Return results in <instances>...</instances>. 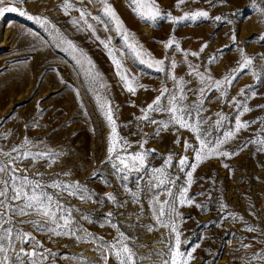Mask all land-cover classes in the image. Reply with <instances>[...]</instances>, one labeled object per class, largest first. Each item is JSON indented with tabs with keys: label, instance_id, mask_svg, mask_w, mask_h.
<instances>
[{
	"label": "rangeland",
	"instance_id": "374dc122",
	"mask_svg": "<svg viewBox=\"0 0 264 264\" xmlns=\"http://www.w3.org/2000/svg\"><path fill=\"white\" fill-rule=\"evenodd\" d=\"M40 2L26 0L24 5L17 6L28 15L47 19V27L18 13L9 12L0 17V153L17 155L12 149L20 147L25 138L31 142L27 147L33 153H58L51 161L22 159L15 166L21 175L26 172L30 178L40 179L37 174L42 173L43 181L48 184L79 183L91 194V199L85 200L79 194L46 189L58 194L65 208L71 210L78 228L77 236H84L87 231L111 242L118 236L117 230L109 226L111 219L120 231L132 238L138 255L146 257L140 264H158L155 253L166 250L167 244L160 241L169 239V230L156 224L152 215L150 200L153 191L147 190V182L153 179L151 169L164 167V161L171 154L172 166L166 171L174 179L179 177L173 188L176 192L187 180L179 171L180 157L187 155L189 163L194 162V153L184 150V141L188 140L195 147L199 145L194 134L186 129L170 125L157 135L158 125L137 118L142 115L141 109L159 94V89L165 86L174 88L172 75L187 82L184 85L187 100L183 103L194 106L199 93L190 90L202 85L198 77L189 76L188 63H191L198 66L199 72L210 73L213 79H222L229 74L236 76L226 87V96L222 97L214 86L205 93L202 115L207 118V123L203 127L212 131V139L222 138L225 131L234 128L238 109L232 98L247 103L251 111L244 113L241 120L249 121L251 125L224 147L236 152L249 140L264 139V107H260L264 105V40H261L264 36V14L261 11L264 0H185L179 6L178 0H156L161 16L155 22L137 15L130 0H107L127 30L129 42L142 45L145 59H149L148 54L152 59H164L165 71L149 68L133 56L126 48L123 36L116 32L115 22L103 12L99 0H50V6L43 12L35 8ZM66 5H71L67 11ZM86 8L91 29L80 19V10ZM197 10L207 11L209 17L175 23L169 19V15L180 18ZM58 12L66 17L55 18L53 15ZM216 16L221 20H215ZM75 18L83 26L77 31L85 33L90 40L91 46L87 49L73 42L71 29ZM233 34L235 42L231 38ZM54 35L71 40L77 46L84 54L82 64H77L66 45L58 46ZM173 38L183 51L189 53L187 57L183 52L164 47ZM109 39V47L105 48L100 41ZM204 44L207 47L198 57L190 55L199 52ZM109 49L121 60L129 78L135 77L134 84L144 86L137 87L135 95L126 90L116 74ZM241 49L253 59V65L243 71L239 70L238 63ZM79 52L75 55L79 56ZM213 56L215 60L209 64ZM173 59L177 65L175 69H171ZM87 60H91L94 67H89ZM233 69H236L235 73ZM89 73L99 74L95 82ZM203 86L208 87L207 84ZM241 89H245L246 100L240 95ZM98 95L101 102L105 99L110 102L119 136L129 142L127 151H148L146 169L132 173L127 181L121 180L108 162L110 128L99 109ZM218 112L228 119L217 128ZM150 116L157 121L169 118L167 113L158 112L150 113ZM209 125L213 127L209 128ZM178 138L180 143L176 144L174 141ZM144 141L147 143L141 149L140 144ZM261 149L264 145L249 143L238 155L231 158L213 156L196 168L188 192L194 203L180 206L177 201L178 211L183 216V220H177V223L181 238L186 241L182 250L190 251L199 245L191 264H248L247 258L253 252L264 250V150ZM7 159L0 154V161ZM224 164L229 167L225 168ZM189 170L186 168L185 172ZM132 192L140 196L139 204L133 202ZM108 193L115 195L123 207H116L109 201ZM167 198V192L162 191L160 199ZM221 204L226 207L221 208ZM108 212L113 213L111 218L106 216ZM232 215L237 218L232 219ZM84 216L88 219H83ZM33 218L13 219L28 221ZM149 225L154 230L149 231ZM16 227L31 232L36 241L43 244L38 251L50 249L56 254L55 257L48 256L44 264H80L81 259L91 264H103L95 250V241L78 240L75 236H51L29 223H17ZM247 227L256 231L249 232ZM243 244L252 247L245 249ZM24 247L32 250L28 244ZM108 264H116L115 258L110 256ZM252 264H264V261H253Z\"/></svg>",
	"mask_w": 264,
	"mask_h": 264
},
{
	"label": "snow or ice",
	"instance_id": "6c2138e0",
	"mask_svg": "<svg viewBox=\"0 0 264 264\" xmlns=\"http://www.w3.org/2000/svg\"><path fill=\"white\" fill-rule=\"evenodd\" d=\"M103 5V12L115 22V30L118 34H121L125 41V46L131 50L133 56L139 60L141 64H146L149 68H155L157 71H165L164 59H145V55L141 49L142 45H138L136 42H129V34L127 30L123 28L122 21L119 19L117 14L111 5L108 4L107 0H99ZM185 0H178V5L183 4ZM211 2V0H209ZM26 0H0V17H3L6 13H18L21 16H27L28 19L35 20L42 24V26L47 27L49 21L47 19H42L39 16H31L22 8L17 5H24ZM130 3L134 5L133 11L139 15L142 19L150 20L155 22L161 16V10L156 4V0H130ZM71 7V5H66L65 10ZM264 14V9L261 10ZM209 13L205 10H197L191 14L185 13L182 17L177 18L169 15V19L174 23L179 22V20H192L195 21L200 18H208ZM80 19L87 24L88 28H92V25L88 23L86 19V13L80 10ZM93 19H98V17H93ZM215 20H221L220 16L214 17ZM77 21L73 20V24ZM55 26L53 25V29ZM107 31V25L105 26ZM54 39H58L59 44L67 46V50L74 54L77 64H82V57L84 54L79 52L77 46L73 44L71 40H68L62 36L57 37L54 35ZM233 42L236 41L235 34L232 35ZM99 39V37H97ZM264 40V36L261 37ZM104 44L105 48L109 47L110 39L106 42L104 40L100 41ZM164 47L166 49H173L174 51L183 52V55L187 57L188 52L183 51L180 48L178 42L175 39H169ZM207 44H204L199 52H191L190 55L193 57H198L200 53L204 52ZM79 52V56L75 54ZM109 55L112 57V62L116 68V74L120 77L126 90L135 95L137 87L143 88V85L134 84L135 77L129 78L127 74V69L124 68L120 59H117L112 50L109 49ZM215 60V56L209 59L208 63L211 64ZM89 67H94L91 60H87ZM239 70L243 71L250 68L253 65V59L247 56L243 49L240 50V61ZM176 61L173 59L171 61V69L176 68ZM189 76H196L199 78L201 87L199 89L190 90L199 93L198 100L193 105H187L183 102L187 100V94L185 92L184 85L187 83L183 78H178L176 75H172L171 79L174 84L173 89L168 87H162L158 90L159 94L153 99V101L147 104L146 108H142V115L138 117L139 120L148 121L149 123L156 124L157 128L156 134L169 126H178V129H186L193 133L195 140L198 141V147H195L188 140L184 141V150L187 152L191 150L194 153V162L189 163V157L187 155L180 157L178 161L179 171L184 173L187 177L185 185H181L176 192L173 188L176 187V180L172 178L166 168L172 166L173 156L170 154L164 161V167L152 168L151 175L153 179L147 182V190L153 191V197L150 200V207L152 209V215L155 223L161 227L167 228L169 230V239L167 241L161 240L160 243H166V250L157 251L155 253L158 258V264H191L195 259L193 253L196 251L195 247H192L190 251L182 250V244L186 241L182 240V233L179 230V224L177 220L182 221L183 216L179 213L177 208V201L180 206L187 204L191 206L194 201L188 196L189 188L193 183V173L196 168L204 160H207L213 156L215 157H225L231 158L234 155H238L240 151L247 148L249 143L264 145V139L260 141L249 140L243 145H241L236 152H231L224 147L229 141L234 140L237 135L242 130L249 129L251 122L242 121L241 117L244 113L251 111L247 103L244 101L236 100L232 98L234 106L238 109V114L235 117L234 128L229 129L223 133L222 138L216 137L212 139V131L204 128L203 125L207 123V118L202 115L204 111L203 101L206 91L214 90L219 91L220 95L226 96V87L231 85L236 79V76L229 74L224 76L222 79H213L211 74L201 73L198 71V66L188 63ZM236 69H233V73ZM90 77L95 82V77L99 74H91ZM255 75V73H253ZM207 84V88L203 85ZM100 87H103L101 84ZM78 95V93H77ZM241 96H245V89H241ZM255 96V93H252ZM247 97L245 96V100ZM166 101V103H165ZM97 103L101 114L107 121L110 128V133L107 137L108 147H107V157L108 162L112 164V168L116 171L119 178L123 181H127L130 175L134 172H141L146 169V158L148 156V151H137L134 153H129L127 148L130 146L129 142L120 137L118 133L117 121L114 118V111L109 101L105 99L101 102V97L97 96ZM260 107H264L261 105ZM167 113V121H157L150 116V113ZM218 117L215 121V127H220L228 117L218 112L216 113ZM213 125H209L212 128ZM176 144L180 143L179 138L174 141ZM31 142L25 138L20 147H13L12 152H16L17 155L12 156L11 152H2L0 154L7 157V161H0V174H6V176H0V264H44V261L48 256L55 257V253L51 252L50 249H45L44 251H38V249L43 248L41 242L36 241L35 237L31 232H26L21 228L16 227L17 223H29L34 228L41 231H47L51 236L61 237L75 236L78 240H89L96 242L95 250L99 252L100 259L103 264H108L109 257L112 256L116 260V264H140V261L146 259L143 255H138L132 244V238L125 234V232L120 231L117 224L113 223L109 219V226L116 229L118 236L115 237L111 242L105 241L102 237H95L91 233L85 231L84 236H77L78 228L74 224V217L70 209H66L64 204L61 203L59 195L54 193H49L46 191L47 188L59 189L61 192L68 191L71 195L79 194L82 199L90 200L91 194L83 190L79 183L76 184H63L60 182H53L48 184L43 181L42 173H38L40 179L30 178L26 172L25 174H20V169L15 165L18 161L22 159H31L34 162L38 159L44 158L51 161L55 156L59 155L54 152H31L28 149V145ZM147 143L144 141L140 144L141 149H143V144ZM264 150V149H261ZM154 151V150H153ZM225 168L229 166L227 164L223 165ZM186 168H190L189 171L185 172ZM67 175V173L65 174ZM155 180V183H153ZM107 184V181H105ZM167 192L168 198L161 200V192ZM132 199L134 203H140V196L137 192H132ZM107 199L111 201L116 207H123V203L118 202L117 197L112 193L107 194ZM15 202V203H13ZM126 203V201L124 202ZM196 207H201V205L196 204ZM226 205L221 204V208H225ZM142 210V209H141ZM30 216L34 217L28 221L19 220L16 221L14 217ZM107 217L111 218L113 216L112 212L106 214ZM139 218V217H138ZM232 219H236L234 215L231 216ZM83 219L87 220L88 217L84 216ZM228 219V217H225ZM242 219V218H241ZM103 226V225H102ZM148 230H154L152 225L148 226ZM247 231H256L253 227H247ZM30 245L31 251L27 250L24 245ZM243 248L247 249L252 247L251 244H243ZM47 254V255H46ZM253 261H264V250L260 252H253L251 256L247 258L248 264H252ZM80 264H91V262L84 261L81 259Z\"/></svg>",
	"mask_w": 264,
	"mask_h": 264
},
{
	"label": "bare ground",
	"instance_id": "6f19581e",
	"mask_svg": "<svg viewBox=\"0 0 264 264\" xmlns=\"http://www.w3.org/2000/svg\"><path fill=\"white\" fill-rule=\"evenodd\" d=\"M50 0H41V2H40V4H38L35 8H37L38 10H41V12H43V11H47V7L48 6H50L49 5V2ZM89 2V1H88ZM89 4H91V3H89ZM92 6V5H91ZM49 11V10H48ZM88 8H86L85 10H84V12L87 14L88 12ZM61 12H62V10H61ZM55 18L57 17V18H60V19H64L66 16L64 15V14H62V13H60V12H58V14H54L53 15ZM75 20L77 21V19L75 18ZM83 28V26H82V24L81 23H78V21H77V23L76 24H74V27H72V33H73V39H74V41L73 42H75V44H79V46L81 47V48H84V49H87L89 46H91L90 45V40L88 39V36L87 35H85V33H79L77 30L79 29V28ZM91 48V47H90ZM100 51V50H99Z\"/></svg>",
	"mask_w": 264,
	"mask_h": 264
}]
</instances>
